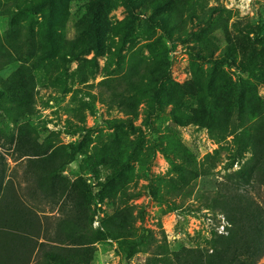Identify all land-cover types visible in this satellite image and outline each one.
Segmentation results:
<instances>
[{
    "label": "rangeland",
    "instance_id": "obj_1",
    "mask_svg": "<svg viewBox=\"0 0 264 264\" xmlns=\"http://www.w3.org/2000/svg\"><path fill=\"white\" fill-rule=\"evenodd\" d=\"M38 1L0 0L2 40L11 48V44L26 43L31 38L37 49L27 61L36 73L35 115L23 120L7 115L4 108L10 99L0 91V152L6 179H15L24 196L28 157L15 150V143L19 129L28 122L41 141L88 150L90 156L78 155L60 175L70 183L82 179L93 192L94 230L102 229V221L113 208L108 192L119 189L133 194L127 206L137 209L138 232L153 231L158 244H167L173 251L210 248L213 239L228 234L225 218L207 208L211 193L241 168L236 163L231 169L232 137H219L199 127L177 90H170L168 98L159 101L136 97L139 114L133 119L102 99L113 89L124 90L123 77L134 67L148 78L145 64L160 58L159 44L150 40L153 36L161 37L166 46L164 57L169 62L171 81L181 85L191 81L196 64L210 69L213 64L205 56L213 49L218 56L227 46L220 31L211 33L210 21L218 18L228 27L236 49L235 59L223 63L226 76L236 82L247 79L251 68L264 72V0H193L199 10L194 18L179 0L167 8H155L158 0H129V4L125 0H51V6L42 10L37 8ZM181 9L185 15L171 35L162 20ZM95 18L105 26L99 40L98 35L88 32ZM128 19L129 24H124ZM39 53L44 56L43 65L37 67ZM217 62L222 64L220 58ZM19 66H8L0 71V77L7 79ZM106 80L109 87L104 84ZM258 90L264 100V84ZM172 100L181 102L177 112L182 123L171 114L176 110ZM115 137L136 142L147 155L145 165L131 161L126 173H119L93 156L96 146ZM184 149L195 160L193 168L200 176L180 191L173 188L172 180L180 166L186 165L179 155ZM170 150L173 156L168 155ZM247 189L264 208V190L254 186ZM31 204L41 217L60 216L58 208ZM126 246L114 238L97 242L90 264H150V254L142 252L130 258L125 254ZM258 264H264V257Z\"/></svg>",
    "mask_w": 264,
    "mask_h": 264
},
{
    "label": "trees",
    "instance_id": "obj_2",
    "mask_svg": "<svg viewBox=\"0 0 264 264\" xmlns=\"http://www.w3.org/2000/svg\"><path fill=\"white\" fill-rule=\"evenodd\" d=\"M174 1L164 3L158 0L154 6L167 8ZM50 2L39 0L37 8L50 7ZM179 2L189 8L191 17L198 15L199 10L193 0ZM184 15L185 10L181 9L173 16H164L162 22L168 25L171 35ZM220 20L210 21L211 33L220 31L227 46L218 56L216 49L205 56L213 64L210 69L205 70L196 64L191 81L182 85L171 81L168 79L169 62L164 57L166 46L161 37L153 36L150 40L159 44L157 55L160 58L145 64L148 78L143 77L140 68L134 67L123 77L125 89H113L111 95L102 100L133 119L139 114L136 97H144L150 102L159 101L167 99L170 90H177L187 101L186 108L191 112V119L199 127L219 137H232L231 169L236 163L241 168L211 193L207 208L225 218L228 234L217 236L210 248L205 250L182 247L173 251L167 244H158L153 231L145 229L141 233L136 230L137 209L127 206L133 194L119 189L108 192L113 208L102 221V229L94 230L93 192L82 179L70 183L60 175L78 155L90 156L88 150L53 144L50 140L41 141L26 122L19 129L15 143V150L28 157L24 196L15 179H6V164L0 152V264H90L94 244L113 238L127 244L125 254L130 258L142 252L150 254V264H258L264 257V208L247 186L264 190V100L258 90L259 85L264 84V72L251 68L247 70V79L239 78L236 82L226 76L223 63L235 59L236 49L228 27ZM124 24H129V19ZM102 27L105 26L95 18L88 32L98 35L99 40ZM118 29L115 28L116 31ZM36 51L31 38L26 43L11 44L10 48L0 36V71L20 63L7 79L0 77V91L10 99L4 112L15 120H23L36 113V73L35 68L27 63ZM43 57L38 54L37 67L43 65ZM218 58L222 64L217 62ZM104 84L109 87V80ZM172 104L176 108L172 116L182 123L177 112L181 102L172 100ZM124 123L127 122L124 120ZM188 152L191 153L190 150ZM168 155L173 156L174 152L170 150ZM179 155L186 165L180 166L172 185L182 191L200 175L198 169L193 168L195 160L190 158L186 149L181 150ZM93 156L119 173H126L131 161L144 166L147 157L136 142L120 141L117 137L102 142L101 147L96 146ZM32 202L50 205L53 210L58 208L60 216L41 217Z\"/></svg>",
    "mask_w": 264,
    "mask_h": 264
}]
</instances>
